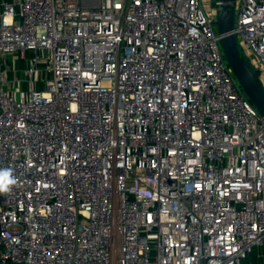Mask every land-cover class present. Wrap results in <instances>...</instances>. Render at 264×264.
I'll return each mask as SVG.
<instances>
[{"label": "built area", "instance_id": "built-area-1", "mask_svg": "<svg viewBox=\"0 0 264 264\" xmlns=\"http://www.w3.org/2000/svg\"><path fill=\"white\" fill-rule=\"evenodd\" d=\"M210 3L0 0V169L17 181L0 264L264 261V115ZM234 7L264 84V0Z\"/></svg>", "mask_w": 264, "mask_h": 264}, {"label": "water", "instance_id": "water-1", "mask_svg": "<svg viewBox=\"0 0 264 264\" xmlns=\"http://www.w3.org/2000/svg\"><path fill=\"white\" fill-rule=\"evenodd\" d=\"M219 16L215 24L218 26L220 41L226 60L244 92L264 115V84L249 59L240 52L237 37L233 31L234 0H217ZM2 196H0V201Z\"/></svg>", "mask_w": 264, "mask_h": 264}, {"label": "rangeland", "instance_id": "rangeland-1", "mask_svg": "<svg viewBox=\"0 0 264 264\" xmlns=\"http://www.w3.org/2000/svg\"><path fill=\"white\" fill-rule=\"evenodd\" d=\"M216 1L217 0H210L211 3L207 6V10L206 11H209L212 7H214L216 5ZM214 29L215 30H218V26L215 25L214 26ZM239 46H240V50L242 51V48L243 47L241 45L240 40H239ZM13 58L18 59L19 56L16 54V55H10V56L7 57L6 62H5V65L6 66H5L4 72H5V74H6L7 77L13 76L12 80L9 81V85H10L9 87H10L11 90H16L17 91V95L20 96L21 93H22V91L25 90V87L26 86H25V82L24 81L19 82L17 80V77H15V76H16V74L19 71H22L25 60L22 59V58H20L19 59V67H14ZM45 62H46V59L43 58L42 59V63L44 64ZM38 85L41 86V84H38ZM260 251L263 252L262 249ZM256 262L258 264H263L264 263V261H261V260H258V259L256 260Z\"/></svg>", "mask_w": 264, "mask_h": 264}, {"label": "clouds", "instance_id": "clouds-1", "mask_svg": "<svg viewBox=\"0 0 264 264\" xmlns=\"http://www.w3.org/2000/svg\"><path fill=\"white\" fill-rule=\"evenodd\" d=\"M16 183V178L11 169H0V194L10 192L11 187Z\"/></svg>", "mask_w": 264, "mask_h": 264}, {"label": "crops", "instance_id": "crops-1", "mask_svg": "<svg viewBox=\"0 0 264 264\" xmlns=\"http://www.w3.org/2000/svg\"><path fill=\"white\" fill-rule=\"evenodd\" d=\"M19 59H20V58H18V59L13 58V62L15 63V66H17V67H19ZM25 66H26V61L24 62V66H23L22 71H19V72L16 74V77H18V76L21 77V76H22V73H23V70H24Z\"/></svg>", "mask_w": 264, "mask_h": 264}]
</instances>
